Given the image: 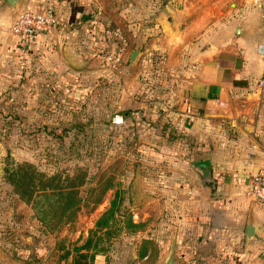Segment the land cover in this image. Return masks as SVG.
I'll return each mask as SVG.
<instances>
[{"label":"rangeland","instance_id":"rangeland-1","mask_svg":"<svg viewBox=\"0 0 264 264\" xmlns=\"http://www.w3.org/2000/svg\"><path fill=\"white\" fill-rule=\"evenodd\" d=\"M148 2L91 0V18L100 20L105 14L113 19L107 27L112 30L117 27L116 15L124 11L125 19L138 22L141 35L150 24ZM8 18L0 24V49L12 47L7 53L0 50V264H71L74 247L83 243L116 190L123 197L119 213L130 215L139 226L127 227L120 221L103 242L107 251L97 254L95 263L160 264L167 253L170 225L195 217L189 205L176 197L168 199L163 192L166 177L180 170V164L188 169L190 160L180 142L162 129L166 125L178 131L164 110L171 85L165 58L158 52L138 58L144 47L132 42L137 35L126 26L122 29L127 44L118 67L112 65V53L121 45L110 36L93 46L85 59L89 67L83 75L74 73L73 81L67 73L39 76L9 34L15 15ZM129 48L137 52L132 62L126 54ZM67 80L65 88L56 86ZM141 110L153 120L151 125L142 120L113 122L125 111ZM19 163L62 178L84 173L78 188L84 201L72 222L53 227L36 218L4 177L5 169ZM108 182L112 188L91 209L101 184Z\"/></svg>","mask_w":264,"mask_h":264},{"label":"crops","instance_id":"crops-1","mask_svg":"<svg viewBox=\"0 0 264 264\" xmlns=\"http://www.w3.org/2000/svg\"><path fill=\"white\" fill-rule=\"evenodd\" d=\"M148 3L150 24L141 35L138 22L125 19L124 11L116 15L113 29L134 30L132 42L144 47L138 58L151 52L165 58L171 82L165 92L166 119L193 144L189 162L209 158L215 179V187L203 184L196 171L181 164L166 177L167 198L176 197L195 210L194 218H182L168 228L170 235L176 231L173 264H264V204L245 193L264 166V87L257 84L262 73L264 0ZM43 9L61 17L63 26L38 35L24 59L34 63L39 76L67 73L73 81L89 67L85 59L93 46L110 37L107 27L113 19L104 14L93 21L91 0H23L20 6ZM11 15L10 4L0 0V24ZM0 50L7 53L12 47ZM132 51L128 49L127 58ZM68 81L56 86L65 88ZM249 215L260 228L247 241Z\"/></svg>","mask_w":264,"mask_h":264},{"label":"trees","instance_id":"trees-1","mask_svg":"<svg viewBox=\"0 0 264 264\" xmlns=\"http://www.w3.org/2000/svg\"><path fill=\"white\" fill-rule=\"evenodd\" d=\"M122 118L134 124L142 120L147 125H151L153 121L142 110L125 111ZM162 129L167 135L180 142L188 156L193 154V144L188 137L166 125H162ZM76 173L75 177L67 175L62 178L59 174L46 175L31 163H19L5 169L4 177L12 185L14 193L31 206L39 221L55 227L72 222L84 201L79 196L78 188L83 185L85 175L82 171H76ZM101 186L103 187H101L100 195L91 201V209H95V206L103 201L105 193L112 188L109 182L105 185L101 184ZM122 201V195L116 190L109 200L108 207L97 217L93 227L88 230V235L83 243L74 247L75 255L72 257L71 264H97L94 261L95 256L107 251L108 245L103 242L110 239L116 232L115 228L120 221L127 227L139 226V224L133 223L130 215L124 217L122 213H119ZM123 217L124 220H121L120 218ZM145 251L141 252L140 256H144Z\"/></svg>","mask_w":264,"mask_h":264},{"label":"built area","instance_id":"built-area-1","mask_svg":"<svg viewBox=\"0 0 264 264\" xmlns=\"http://www.w3.org/2000/svg\"><path fill=\"white\" fill-rule=\"evenodd\" d=\"M61 26H63V20L50 9L20 10L9 29V34L18 45L20 53L25 55L38 35L51 32ZM107 33L109 36H113L117 39L121 45L117 51H113L112 53V65L113 67H118L127 44L126 38L120 29L108 30ZM259 54L262 64V73L257 84L260 87H264V42L262 43ZM122 121L123 118L120 115L115 116L113 119L115 124H120ZM245 193L246 196L264 204V166L261 167L254 176L250 185L245 190Z\"/></svg>","mask_w":264,"mask_h":264},{"label":"water","instance_id":"water-1","mask_svg":"<svg viewBox=\"0 0 264 264\" xmlns=\"http://www.w3.org/2000/svg\"><path fill=\"white\" fill-rule=\"evenodd\" d=\"M23 0H7V2L12 7L14 15L16 16L17 13L20 11V6ZM137 52L132 51L130 54V62L134 61ZM189 166L196 171L202 179L203 184H210L212 187H215V179L212 176L211 171V160L209 158L198 160V161H190ZM260 227L255 224L252 215H249L246 225V239L247 241L252 240L257 230ZM175 247H176V231H173L167 253L165 258L160 264H173L174 263V255H175Z\"/></svg>","mask_w":264,"mask_h":264}]
</instances>
